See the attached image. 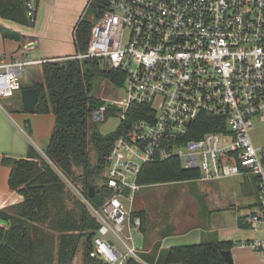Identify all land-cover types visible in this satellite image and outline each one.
<instances>
[{
    "label": "built area",
    "instance_id": "2783aa9c",
    "mask_svg": "<svg viewBox=\"0 0 264 264\" xmlns=\"http://www.w3.org/2000/svg\"><path fill=\"white\" fill-rule=\"evenodd\" d=\"M106 2L95 6L101 15L88 50L59 60L98 58L125 73L123 84H114L124 94L104 99L96 121L106 120L110 107L117 108L119 125L132 113L145 117L132 119L106 155L104 184L113 194L96 205L76 190L100 224L91 255L109 264L140 260L131 233L142 224L132 215L140 174L145 164L172 157L202 180L254 175L257 204L245 222L264 227V145L252 137L256 123H264V0ZM36 10L37 0H28L32 21ZM44 61L2 60L0 98L13 96L17 77ZM204 115L215 118L210 123L217 129L202 132ZM246 245L264 254V236Z\"/></svg>",
    "mask_w": 264,
    "mask_h": 264
},
{
    "label": "trees",
    "instance_id": "16d2710c",
    "mask_svg": "<svg viewBox=\"0 0 264 264\" xmlns=\"http://www.w3.org/2000/svg\"><path fill=\"white\" fill-rule=\"evenodd\" d=\"M90 3L96 17L101 11L95 6L107 7L106 0ZM0 16L35 25L27 14V0H0ZM92 26L86 15L77 23V52L88 50ZM0 29L7 35L1 25ZM41 67L43 82L34 84L39 93L35 112L53 113L56 121L45 155L30 144L26 157L3 158V164L12 168L10 188L25 198L0 210V264H73L76 255L82 264H109L91 255L100 224L76 190L88 194L92 184L99 187L95 196L88 194L96 205L113 194L107 185H97L95 178L103 173L106 155L128 130L130 121L145 116L142 111L132 113L115 130L102 133L94 111L105 100L93 95L94 81L103 77L122 85L125 73L102 65L98 58L46 60ZM116 111L110 107L106 119L117 116ZM213 120L211 115L201 118L202 132L217 129L210 123ZM26 127L30 131V122ZM197 178V170L184 168L180 158L172 157L145 164L139 182L148 186ZM234 245L220 240L175 245L161 250L157 264H229L223 252ZM150 259L154 261V257Z\"/></svg>",
    "mask_w": 264,
    "mask_h": 264
},
{
    "label": "crops",
    "instance_id": "0c3cea01",
    "mask_svg": "<svg viewBox=\"0 0 264 264\" xmlns=\"http://www.w3.org/2000/svg\"><path fill=\"white\" fill-rule=\"evenodd\" d=\"M89 1L37 0L35 25L21 24L0 16V25L5 28L7 33L5 35L0 29V62L15 56L21 58L27 57L34 60H55L75 55L77 53L75 42L76 25L82 18ZM32 41H35L36 44L30 46L29 43ZM41 64H33L27 67L22 74L24 75V79L20 84V89L23 86H34L35 83L43 82V78H41L43 76ZM13 96L0 98V210L15 206L25 198L23 194L10 188L9 177L12 168L3 164L4 156L26 157L30 144L42 155H45V149L56 121L53 113H46L49 116V120L45 121L48 134L44 136L45 141L40 143L36 138L37 134L33 132L36 128V125H33V120H30V131L22 123L24 115L21 112L25 110L21 90L16 95L17 97ZM2 100H5V103L1 102ZM30 112L34 113L35 110ZM33 117L38 116L34 114ZM222 179L228 180L230 185L237 188L242 196L241 204H230V207L236 210V223L234 226L230 225V227L227 225L219 227L209 223L212 214L207 223L206 219H203L204 211L190 214V219L186 218L180 223L183 227L179 229H177L179 224H174L173 227L170 226L172 224H163L159 229L157 226L151 227L148 226L149 215L144 206L137 209L134 206L136 202L135 197L132 204V215L134 217H141L142 224L138 231L144 232V237H142L143 241H140V239L138 241V243H141V245L139 243L138 247L140 260H131L130 263L141 264L142 262H147L157 264L163 248L199 243L201 241L220 240L235 242V245L231 249L234 264H264V254L246 245V242L264 236V227L255 229L245 222L247 212L256 209V177L249 174H239ZM143 187L145 186L143 185ZM134 212H138V215H135ZM140 212L144 214V218ZM191 220L195 221V223L189 227ZM131 231L134 236L136 229ZM127 233L129 234L130 232ZM150 257H154L153 262Z\"/></svg>",
    "mask_w": 264,
    "mask_h": 264
},
{
    "label": "rangeland",
    "instance_id": "374dc122",
    "mask_svg": "<svg viewBox=\"0 0 264 264\" xmlns=\"http://www.w3.org/2000/svg\"><path fill=\"white\" fill-rule=\"evenodd\" d=\"M90 1L84 10L83 16L86 15V17L94 23L96 21V16L89 6ZM40 76L42 75L40 74ZM17 78L19 79L17 82L18 89L15 90L13 97L18 94L20 90L19 85L23 81L24 75H19ZM41 78H43V76ZM92 93L97 97L107 99L123 95L124 89L123 87L117 89L114 87L111 80L98 77L94 81ZM1 102L5 103V100ZM21 113L24 115V118H22L23 125L27 126V123L33 120V125H36L33 132L37 134V140L40 141V143L45 141L44 136L48 134L45 121L49 120V116L46 115V113H32L30 111H22ZM34 114L38 117L34 118ZM119 123V117L112 116L109 119L100 121L98 123V128L102 133L106 134L115 130ZM252 137L256 145H264V123H256L255 129L252 131ZM95 183L99 186L105 183L104 172L95 178ZM241 199L242 196L240 191L233 185H230L228 180H202L197 178L192 182H173L155 186H145L137 193L134 206L136 209L144 206L149 215L148 226H157L158 229L163 224H172L170 225L172 227L174 224H179L177 229L180 227L182 228L183 226H181L180 223L186 218L190 219V214L196 213L197 211H204L203 219H206L205 221L207 223L212 214L209 223L219 227L224 225L230 227V225L234 226L236 223V210L231 208L230 204H241ZM194 223L195 221L191 220L189 227ZM202 225L206 226L205 224ZM185 227H187V225H185ZM142 237H144V232L138 230L134 231V239L138 247L140 243H138L139 239L143 241ZM73 264H82L81 257L76 255Z\"/></svg>",
    "mask_w": 264,
    "mask_h": 264
},
{
    "label": "water",
    "instance_id": "95a60500",
    "mask_svg": "<svg viewBox=\"0 0 264 264\" xmlns=\"http://www.w3.org/2000/svg\"><path fill=\"white\" fill-rule=\"evenodd\" d=\"M21 95H22V101H23V107L25 111H33L37 107V103L39 100V93L38 89L34 86H23L21 87ZM100 188L97 187L96 185L92 184L89 187V192L88 194L93 197L96 195V193L100 192ZM224 256L228 260L229 264H234L233 263V258L231 255V250H225L223 252Z\"/></svg>",
    "mask_w": 264,
    "mask_h": 264
}]
</instances>
